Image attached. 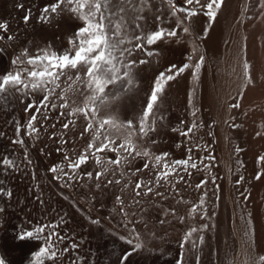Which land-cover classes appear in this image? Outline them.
Segmentation results:
<instances>
[{
  "label": "rangeland",
  "instance_id": "374dc122",
  "mask_svg": "<svg viewBox=\"0 0 264 264\" xmlns=\"http://www.w3.org/2000/svg\"><path fill=\"white\" fill-rule=\"evenodd\" d=\"M247 1L248 5L246 7L248 6V9L242 8L241 4L239 14L235 19V14L233 13L235 21L230 14L227 15L228 17L225 16V20H223L221 28L224 27V31L220 28L223 34L219 31L218 42L216 41V44L220 43L217 44L220 46V48L218 47L219 52L215 51L218 56L216 57L217 63L212 62L207 41L213 35L215 24H217L220 13L225 7L226 0H224V4L219 9L215 22L209 23L208 18L203 15L193 17L187 22L188 25L191 24L192 36L194 35L195 40L188 34H181L182 31L177 29V37L147 46L148 50L158 54L148 57L143 51H137L132 57H128V59H135L137 61L139 59H146L148 62L143 65L137 62L134 66L133 74L134 77L138 78L134 79V86L129 88V86L125 85V91L119 97V103L117 100L115 102L117 103L116 105H111V107L115 105V108H117V110L114 108L116 111L114 110L113 114L119 119L121 117V121H133L134 128L137 130L135 135L132 136V141L138 146L146 147L153 158L163 153H169L168 160L186 159L191 155L192 160L189 161V164L195 162L197 165L195 169L189 167L187 172L183 168L180 169V173L184 177L183 180L177 182L176 177L169 176L171 183L156 189V191L164 192L165 196L168 197L167 199H162L153 193L148 196L136 197V199L141 201L139 204L131 203L135 182L140 179L148 180L155 177V171L152 168L151 162L148 169L136 173L135 176L127 175L124 178H121L119 175L113 177L112 166H109L107 175L101 177V181L99 182L100 188L95 187L97 183L95 172L91 180L81 175L83 172L93 169L94 164L91 158L88 164L76 170L77 174L81 175L80 179H77L76 176H73L71 181H68L66 176L62 180L55 179L54 177L61 175V173L59 171L51 173L49 169L57 163L62 162L64 156V153H57L56 148L63 147L68 150L69 155L72 154V151H76L79 154L91 138V133H85L83 137L80 136L85 126L83 116L72 117L76 122L75 127L70 125L69 129H63L62 125L68 118L60 116L59 113L67 112V109L52 108L51 103L59 105L61 101L56 99L55 95L49 97V107L41 108L40 112L37 113L34 127L39 131L33 134L37 138H33V136L26 134L25 125L30 116L36 113V109L33 108L31 111L26 112L25 107L29 101L35 103L39 101V98L34 97L32 94L29 95L31 98H29L24 106L27 118L19 126L18 124L17 126L14 124L15 122H13L9 113L0 105V137L5 139L11 147L12 160L18 161L20 164L19 170L9 168L4 177L0 176L2 178L0 182H3L0 187L12 193L11 197L0 194V209H3L0 212V234L2 235L5 231L4 228H7L11 224L19 227L21 230H32L41 224L58 223L59 218L62 216L65 222L59 223L57 228L51 229V231L58 232L64 238L63 240H57L53 237L59 258L54 262L47 261L49 264H106L101 251L102 232L129 238V231L133 227L139 233V239L145 244V247L134 252L152 254V256L163 255L168 258L169 264H177L178 258H182L185 264H196L197 254L199 255V264H257L256 259L260 257L258 254L260 255L261 253L263 259L260 257L258 264H262V261L264 263V251H262L264 249L262 248L264 247V209L262 210L257 202L259 189L262 188L260 184L263 186L264 183V161L258 159L260 156H264V79L262 81L263 84L261 83L262 85L260 84L259 87L251 83L252 64L250 63L252 62L248 58L251 42L253 43V40L256 41L258 37L261 39L257 40L261 41V47L258 48L260 45L256 43V46L252 48V53L250 52L253 57H250L254 58L253 60L256 59L255 63L260 62L264 66V30H262L264 28V1ZM175 4L182 6L183 0H179ZM250 4H253L254 7L252 8ZM241 8L243 12L245 11V15L241 11ZM177 16L184 17V14L177 13ZM199 18L205 19L206 23L205 27L203 26L201 31L199 30L198 32L192 24L194 23L193 21ZM163 19L161 17V26L170 29L176 26V24L170 23V19L169 26H166L163 23ZM57 23L55 25L56 30L60 28V25ZM187 23L185 26H187ZM249 23L252 29L255 28L254 33L251 35L254 37L252 41V37L246 34H249L247 28ZM148 25L144 28L145 30L153 31L157 28L155 19ZM256 25L257 27H255ZM257 33L260 36H257ZM219 35H222L223 38L220 37L223 41L219 40ZM178 36L179 38L183 36L186 39L188 45L184 47L185 49L179 48L177 42L173 43V40H177ZM187 38L189 39L187 40ZM248 38L251 39L248 40ZM58 39L59 37H57ZM133 42L135 46V41ZM194 42L196 51L198 52V49H200L201 52H199L198 56V53L195 52L191 63H195L200 55L205 57L204 65L199 73V80H194L190 74V70H186L175 80L168 82L162 98L158 102V106L154 107L153 114L148 118V124L150 125L155 120V131L150 132L148 137H141L138 132V117L142 114V109L146 105V97L150 93L154 79L160 71L166 70L170 64L175 63L180 65L183 62H187V56L192 54L191 49L193 48L191 47H193L192 43ZM174 44L176 45L174 46ZM64 47L63 45L62 50H59L53 43L49 51L63 54L68 46ZM238 56L241 61H239ZM235 63L237 64L235 65ZM245 65L248 67L245 68ZM236 67L237 73L233 75L236 72ZM232 70L235 72H232ZM138 72L140 77L137 75ZM194 88L196 91L193 95L192 90ZM59 94L60 89H57L56 95ZM235 99L237 101L233 103ZM190 100L192 101L191 103ZM234 104H238L239 107H232ZM227 105L232 110H236L241 117V122L236 117L231 122L229 120V123H225L228 127L230 126L227 129L228 135H232L231 137L226 136L227 133L223 135L225 132L222 128L223 126H221L226 120L223 118H226L225 115H227L226 112L229 109ZM112 109H109V111H112ZM193 109H198L195 117L191 115ZM223 109L225 110L224 112H222ZM45 116L47 117L46 119ZM160 116H164V119L160 120ZM194 120L197 127L192 132H189L187 137L181 136L179 131H172L173 128L187 131ZM248 120L253 121L248 123ZM181 121L185 123L181 124ZM52 125H55V127H52ZM18 127L20 128L19 136L17 135ZM52 133H56L55 139H49ZM61 134L68 141L64 145L56 142L59 140ZM101 135L103 136V131ZM255 135H258L259 138L256 142V139L253 137ZM224 137L228 138L225 140ZM18 138H22L24 143H14ZM153 140L156 143H152ZM119 142L117 140V143ZM178 144L180 145L179 147L177 146ZM188 148L192 149L191 153L188 152ZM229 153L234 155L230 156ZM99 155L110 159L116 158V153L108 152L107 149L99 153ZM125 155L127 154L121 152L122 157ZM227 155L233 159H230ZM227 158L231 161H236H233L235 163L234 167L231 164L228 165L226 162ZM145 159L137 157L135 162L124 167L123 171L131 172L136 168H141ZM28 160L31 161L30 164ZM226 164L232 168H227ZM64 171L72 175L66 166L64 167ZM227 173L232 177H228ZM257 174H260L258 180L255 178ZM108 179H112L113 181L120 179L121 183L119 185L115 182L108 184ZM228 179H230L233 185ZM129 181L130 183H128ZM201 181H207V183L200 189H196L195 185ZM125 183H128V187L121 192L120 189ZM161 183L163 184V181ZM172 183H175V190L172 189ZM229 183H231V186ZM257 187L260 188L256 190ZM141 190L143 191V189ZM205 192L207 193V196L204 197L205 202L202 206H199L200 197ZM117 195L121 196V199L124 201L123 205L116 203ZM232 198L234 199L233 201ZM194 206H196V212L191 211ZM121 208H123V212ZM204 209L207 210L210 219L207 217L201 219ZM238 209L242 216L238 212ZM172 210H174V213ZM125 212L128 213L127 216L124 215ZM133 212L135 215L132 214ZM165 212H167V215L164 214ZM243 212L244 214H242ZM180 217H184L183 223L180 221ZM90 218L91 220H98L99 223H91ZM161 220L164 223H160ZM125 224L128 225L127 229L124 226ZM204 224H208L209 228L202 229L201 226ZM192 226L201 228L192 237V239L197 240V248L195 250L191 249L190 244H186L184 248H180L179 245L183 235ZM235 227L239 230H235ZM49 231L50 229H45L44 235H47ZM1 235L0 238H2ZM200 235L204 237L202 244L198 241V236ZM40 242L42 245V241ZM73 243L77 244L78 247L73 249L71 247ZM242 243L243 247L241 248ZM129 247L132 250L133 246L129 245ZM64 249L68 250L63 251ZM259 250H261L260 253L258 252ZM136 253L132 254L135 255ZM181 254H183L182 257ZM0 257L6 260V264H10L9 259L1 251V248Z\"/></svg>",
  "mask_w": 264,
  "mask_h": 264
},
{
  "label": "snow or ice",
  "instance_id": "6c2138e0",
  "mask_svg": "<svg viewBox=\"0 0 264 264\" xmlns=\"http://www.w3.org/2000/svg\"><path fill=\"white\" fill-rule=\"evenodd\" d=\"M223 4L224 0H203V2L202 0H183V5L177 6L172 0H169L171 9L169 15L170 17H176V26L171 29L161 26V16L157 15L155 17L157 28L153 31L145 30L141 23L146 19L143 12L148 7L149 0H54L51 5L43 9L45 16L41 17L42 21L51 19L58 14L59 10L61 13L67 11V13L74 15L75 18L82 21V25L73 32L69 41L70 48L66 49L63 54L43 51L42 54L31 57L22 54L11 61V64L16 67L7 73H0V97L8 93L17 92L24 95L29 93H38L40 95L39 101L35 103L29 101L25 107L26 112L31 111L33 108L36 109V113L30 116L25 125L26 134L33 136V138H37L33 134L39 131L34 127L37 113L40 112L41 108L49 107V97L55 95L56 99L61 101L59 105L51 103L52 108L67 109V112L59 113L60 116L68 118L62 125L63 129H69L70 125L75 127L76 122L72 117L83 116L85 126L80 136L83 137L85 133H91V138L79 154L76 151H72V154L69 155L68 150L63 147L56 148V152L64 153V156L62 162L49 169L51 173H57L58 171L61 173V175L54 177L55 179L62 180L66 176L68 181H71L73 176L80 179L82 175L91 180L95 172V180L97 181L95 187L100 188L101 177L107 175L109 166H112L113 177L119 175L124 178L127 175L135 176L136 173L148 169L151 162L155 177L154 179H140L135 182L131 203L139 204L141 201L136 199V197L148 196L153 193L162 199L168 198L164 192L156 191V189L171 183L169 176L176 177L177 182L183 180L184 177L180 173L181 168L187 172L189 167L193 169L197 167L195 162L189 164L192 156L189 155L186 159L168 160L169 153H163L153 158L146 147L138 146L132 141V136L135 135L137 130L134 128L133 121H121L113 114L114 109L112 111H109V109L124 93L125 85L129 86V88L134 86L135 77L133 72L137 62L141 65L148 62L146 59L137 61L135 59H127L128 57H132L137 51H143L148 57L158 54L148 50L147 46L177 37V29L191 36V25H184L193 17L199 15L207 17L209 23L215 22L217 13ZM49 13L52 15L49 16ZM177 13H183L184 18L181 19L177 16ZM29 18L28 15H25V22ZM130 26L133 28L134 33L131 38H129L128 31ZM6 30L7 25L0 23V31ZM205 30L207 31V29ZM180 39L179 37L177 38V43L180 42ZM133 41H135L134 47H124L126 43L131 45ZM195 52L196 48L193 47L192 54L187 56V62H183L180 65L170 64L166 70L160 71L154 79L150 93L146 97V105L142 109V114L138 117V132L141 137H148L150 132L155 131V120L150 125L148 124V118L153 114L154 107L158 106L168 82L175 80L186 70H190L194 80H199V73L204 65L205 57L200 55L195 63H191ZM247 67L245 65V68ZM110 86L112 87L110 88ZM57 89H60L59 95H56ZM192 91L194 95L196 89L194 88ZM232 107H239V105L234 104ZM102 111L103 115L98 117V113ZM197 111L198 109H193L191 115L195 117ZM159 119L163 120L164 116H160ZM183 123L185 122L181 121V124ZM52 127H55V125H52ZM196 127L197 124L194 120L187 131H182L179 128H173L172 131H179L181 136L187 137L188 133L192 132ZM102 131L103 136L101 135ZM19 132L20 128L18 127V136ZM55 138L56 133H52L49 137V139ZM117 140L120 142L117 143ZM56 142L64 145L68 141L61 134ZM14 143L23 144L24 140L18 138ZM152 143H156V141L153 140ZM177 146L179 147L180 145L178 144ZM105 149L108 152H115L116 158L110 159L99 155ZM191 151L192 149L188 148V152L191 153ZM121 152L127 155L122 157ZM137 157L146 158L142 167L136 168L131 172L123 171V168L134 163ZM90 158L93 160V169L78 175L76 170L88 164ZM258 159L264 161V156H260ZM28 163L30 164L31 161L28 160ZM65 166L72 175L64 171ZM19 167L18 161L8 157L0 158V169L19 170ZM255 178L258 180L260 174H257ZM161 181H163V184ZM113 182L118 185L121 183L120 179L115 181L112 179L107 180L108 184ZM2 183L0 182V184ZM128 183L121 187V192L128 187ZM206 183L207 181H201L195 185V188L200 189ZM172 189L175 190V183H172ZM0 194L8 197L12 196L11 191H5L3 187H0ZM205 196H207L206 192L200 197L199 206L204 204ZM37 198L39 199V197ZM116 203L124 204L121 196H116ZM2 211L3 209H0V212ZM121 211L123 212V208H121ZM172 211L174 213V210ZM191 211L196 212V206ZM132 214L135 215L134 212ZM164 214L167 215V212ZM124 215L127 216L128 213L125 212ZM205 217L210 219L206 209L203 210L201 219ZM180 221L183 223L184 217H180ZM64 222V218L61 216L58 223L41 224L32 230L22 229L17 234V238L21 241L31 239L40 240L43 243V246H40L33 253L30 264H46V261L54 262L58 260V252L56 244L53 242V237L57 240H63L64 238L58 232L51 231V229L57 228L59 223ZM90 222L93 224L99 223L98 220H91V218ZM160 223H164V221L161 220ZM124 226L126 229L128 228L127 224ZM201 228L208 229L209 225L204 224ZM201 228L190 227L182 237L180 248L190 244L191 249L195 250L197 248V240L192 239V237ZM45 229H50L47 235H44ZM118 238L133 246L131 251L121 255L120 264H125V261L128 260L134 251L145 247L134 227L129 231V238L125 236H119ZM198 241L202 244L204 237L202 235L198 236ZM71 247L75 249L78 245L73 243ZM67 250L64 249L63 251ZM60 254L62 255V253ZM182 256L183 254H181ZM0 264H6V260L2 257H0ZM177 264H185V261L182 258H178ZM196 264H199L198 254L196 255Z\"/></svg>",
  "mask_w": 264,
  "mask_h": 264
},
{
  "label": "bare ground",
  "instance_id": "6f19581e",
  "mask_svg": "<svg viewBox=\"0 0 264 264\" xmlns=\"http://www.w3.org/2000/svg\"><path fill=\"white\" fill-rule=\"evenodd\" d=\"M177 1L179 0H172L173 3H177ZM255 1V0H253ZM258 1V0H257ZM256 1V3H257ZM264 1V0H262ZM262 1H259V2H262ZM54 2V0H0V23H3V24H6L7 25V30L6 31H0V73H7L8 71H11L12 69H14L16 66L11 64V61L15 60L17 58V56H21L22 54H25V55H28L29 57L31 56H35V55H38V54H42L43 51H49V49L52 47V44L54 43L56 45V48L59 49V50H62V47L63 45L65 46L64 48H66L68 46V48H70V44H69V41L70 39L72 38V34L73 32L82 25V21H80L79 19L75 18L74 15L72 14H69L67 13V11L61 13L59 10H58V14H56L54 17H52L51 19H46L44 21L41 20V17L42 16H45V13L43 12V9L46 7V6H49L51 5L52 3ZM181 2V1H180ZM241 2V3H240ZM248 1L247 0H226V4H225V7L224 9L222 10V12L220 13V16H219V19H218V22L217 24H215V27H214V31H213V35L211 37V39H209V41H207L208 43V46H209V50H210V57L212 59V62H216V57H218L216 55V52H219V48L220 46H218L217 44H220V43H217L216 44V41L218 42V34H219V31H220V28L221 26L223 25V20H225V16L228 17L227 15L230 14V16L234 17V19L238 16L239 14V11H240V7H241V4H242V8L246 7V5H248L247 3ZM263 3V2H262ZM261 3V4H262ZM254 4V3H253ZM253 4H250L251 7L253 8L254 5ZM253 5V6H252ZM170 5H169V0H149V5L148 7L145 8V11L143 12V15L146 17V19L144 21H142V26L143 28H146L147 26H149L148 24L151 23V21L153 19H155V17L157 15H160L162 18H164V22L166 24V26H169V21L170 23H174L176 24V17H170L169 15V11H170ZM257 8V6H255ZM241 8V11L243 12ZM248 9V8H247ZM246 10V9H245ZM245 12V11H244ZM243 12V13H244ZM251 12V11H250ZM233 13L235 14L233 16ZM247 13V12H246ZM25 15H28L30 18L27 22H25L24 20V17ZM49 16H51L52 14H48ZM180 15V14H179ZM245 15V13H244ZM229 16V17H230ZM240 16V15H239ZM243 16V15H242ZM261 16V15H260ZM170 17V18H169ZM181 19H183L184 17L182 16H179ZM254 17V16H253ZM252 17V18H253ZM202 18V16H201ZM246 18H247V15H246ZM251 18V17H250ZM170 19V20H169ZM228 19V18H227ZM233 19V20H234ZM258 19V18H257ZM249 20V19H248ZM251 20V19H250ZM259 20H260V17H259ZM156 21V20H155ZM231 21V20H229ZM235 21V20H234ZM59 22V23H57ZM194 23L192 24L194 29L197 30L199 32V30L201 31V28L205 25L206 21L205 19H197L196 21H193ZM233 22V21H231ZM59 24L60 25V28L58 30L55 29V25ZM192 23V22H191ZM228 23V21H227ZM243 23V22H242ZM256 23V22H255ZM259 23V22H258ZM156 24V23H155ZM225 24V23H224ZM232 24V23H231ZM58 25V26H59ZM191 25V24H190ZM250 23L247 25V28H248V33H246L248 36H251L252 33H254V29H252L251 26H249ZM259 25V24H258ZM264 25V24H263ZM157 26V25H156ZM185 26V25H184ZM187 26H188V23H187ZM234 26V25H233ZM192 27V28H193ZM205 27V26H204ZM254 27V25H253ZM257 27V25L255 26ZM258 27H261V26H258ZM57 28V27H56ZM224 28V27H223ZM221 28V29H223ZM193 29V30H194ZM229 29V27H228ZM259 29V28H258ZM261 29V28H260ZM192 31V29H190ZM203 30V29H202ZM231 30V29H230ZM264 30V28L262 29ZM129 38H131V35H133V28L130 26L129 29ZM195 31V32H197ZM224 31V29H223ZM222 31V32H223ZM197 32V33H198ZM229 32V31H228ZM221 33V31H220ZM181 34H184L181 32ZM196 34V33H195ZM223 34V33H221ZM231 34V32H230ZM198 35V34H197ZM255 35V34H254ZM181 36V35H180ZM184 36V35H183ZM180 37V42L178 43L179 44V48H182V49H185L184 47L188 45L186 39L184 37ZM194 36V35H193ZM191 35V37H193ZM196 36V35H195ZM222 37V35H219V37ZM230 36V35H229ZM247 36V37H248ZM257 36H260L258 35L257 33ZM57 37H59V41L57 40ZM179 37V36H178ZM186 37V36H185ZM190 37V38H191ZM219 38V40L223 41L222 38ZM252 37V36H251ZM256 37V36H255ZM225 38V37H224ZM254 37L251 38H248L251 39V41L253 40ZM189 38H187L188 40ZM192 39V38H191ZM194 39V37H193ZM192 39V40H193ZM199 39V38H198ZM259 38L257 37V40ZM195 40V39H194ZM256 40V41H257ZM261 40V39H259ZM58 41V42H57ZM174 41V42H173ZM172 42L173 43H176L177 40H173ZM254 41L253 40V43L251 42V48H249V51H248V58L250 59L249 61L252 62L250 64H252V78H251V83H253L256 87H259L260 84L262 83L263 84V79H264V66L262 63L258 62V63H255L256 62V59L253 60L254 58H252L253 56L251 55L252 53V48H254V46H256V43H259V45L261 44V41ZM193 42V41H192ZM197 42V41H196ZM220 42V41H219ZM226 42H227V39H226ZM255 42V43H254ZM246 43V42H245ZM250 43V41H249ZM162 44V43H160ZM216 44V45H215ZM253 44V45H252ZM62 47H61V46ZM159 45V44H158ZM176 44H174L175 46ZM195 45V42L192 43V46ZM250 45V44H249ZM163 46V45H162ZM207 46V47H208ZM215 46H217L215 48ZM61 47V48H60ZM124 47H134V42L129 45V44H125ZM158 47V46H157ZM191 47V48H193ZM219 47V48H218ZM258 47V46H257ZM261 45L258 47L260 48ZM67 48V49H68ZM175 48V47H174ZM189 48V47H188ZM190 48V49H191ZM244 48V47H243ZM163 49V48H162ZM222 49V48H221ZM220 49V50H221ZM251 49V50H250ZM65 50V49H64ZM157 50V49H156ZM192 50V49H191ZM197 50V49H196ZM199 51L197 52V56L199 55V52L200 49H198ZM224 50V49H223ZM226 50V49H225ZM162 51V50H161ZM242 51H245V50H242ZM261 51V50H260ZM259 51V52H260ZM62 52V51H61ZM60 52V53H61ZM140 52V51H139ZM191 52V51H190ZM251 52V53H250ZM203 53V51H202ZM225 53V52H224ZM140 54V53H139ZM245 54V52H244ZM219 55V54H218ZM223 55V54H222ZM241 56V55H239ZM238 56V57H239ZM252 56V57H250ZM256 56H257V53H256ZM160 57V56H159ZM247 57V56H245ZM243 57V58H245ZM258 57H259V54H258ZM164 58V57H163ZM223 58V56H222ZM242 58V57H241ZM128 59V58H127ZM238 59V58H237ZM211 61V60H210ZM219 61V60H218ZM239 61H241L240 57H239ZM259 61V60H257ZM223 62V61H222ZM217 63V62H216ZM260 63V64H259ZM264 63V62H263ZM237 63H235L236 65ZM239 64V62H238ZM259 64V65H258ZM214 65V64H213ZM251 66V65H250ZM232 67V66H230ZM263 67V68H262ZM214 69H216L214 67ZM232 69V68H230ZM242 69V68H241ZM208 70V69H207ZM238 70H239V67H238ZM231 72V70H229ZM232 72H235L232 70ZM216 73H218V71H216ZM237 73V67H236V72L233 73L236 74ZM242 73V72H241ZM154 74V72H153ZM206 74V73H205ZM137 75L140 77L139 75V72L137 73ZM232 75V76H233ZM206 76V75H205ZM205 76H204V79H205ZM203 77V76H202ZM217 77V76H216ZM138 77H135V79H137ZM182 79V78H181ZM249 80V79H248ZM181 81V80H179ZM205 82V80H204ZM214 82V81H213ZM215 83V82H214ZM250 83V82H249ZM182 84V83H181ZM192 84V83H191ZM190 84V85H191ZM201 84V83H200ZM206 84V83H205ZM204 84V85H205ZM211 84V83H210ZM261 84V85H262ZM248 85V84H247ZM264 85V84H263ZM127 86V85H126ZM125 86V87H126ZM203 86V85H202ZM112 86H110L111 88ZM183 88V87H182ZM181 88V89H182ZM262 88V87H261ZM215 89V88H214ZM32 94V93H29L27 95H24L22 93H8L7 95L3 96V97H0V105L2 107H4L6 109V111L9 113V115L11 116V118L13 119V122H15L14 124L17 126L24 123L26 121V118H27V115L25 114V111H24V106L26 104V102L29 100V95ZM34 95V97H37L40 99V95L38 93L36 94H32ZM234 96V95H233ZM36 98V99H37ZM219 100V99H218ZM225 100V99H224ZM217 101V99H216ZM223 101V100H222ZM236 99L234 100L233 103H236ZM119 103V99L117 101ZM220 102V100H219ZM226 102H227V99H226ZM225 103V102H223ZM115 105L117 103H114ZM123 104V103H122ZM227 104V103H226ZM113 105V104H112ZM115 105L114 107H110L111 108H115ZM220 105V103H219ZM120 106V105H118ZM223 106V105H222ZM133 107V106H132ZM131 107V108H132ZM226 107V106H225ZM228 107V105H227ZM120 108V107H119ZM130 108V109H131ZM136 108V107H135ZM229 108V107H228ZM117 110V108H115ZM114 109V110H115ZM212 109V108H211ZM216 109V108H214ZM115 110V111H116ZM137 110V109H136ZM204 110V109H203ZM228 111L226 112L227 115L226 118H223V119H226L224 121V124L221 125L223 126V130L226 134V136L228 135V129L229 128L225 123L228 122L230 120H234L236 119V117L238 118V120L241 122V117L239 116V113L236 111V110H232L231 108L227 109ZM264 110V109H263ZM132 111V110H131ZM205 111V110H204ZM216 111V110H215ZM220 111V109H219ZM225 110L223 109L222 112H224ZM119 112V111H118ZM130 112V111H129ZM209 112V111H208ZM214 112V111H213ZM263 112V111H261ZM116 113V112H115ZM100 114H103V111L101 113H98V115ZM131 114V113H130ZM209 114V113H208ZM213 114V113H212ZM224 114V113H223ZM122 115V114H120ZM119 115V116H120ZM216 115V114H215ZM9 116V117H10ZM219 116V115H218ZM206 117V116H205ZM210 117V116H209ZM216 117V116H215ZM223 117V116H221ZM10 118V119H11ZM124 119V117H122ZM207 118V117H206ZM213 118V117H211ZM210 118V119H211ZM220 118V117H219ZM121 119V117H120ZM217 119V118H216ZM221 119V118H220ZM206 120V119H205ZM219 121H222V120H219ZM238 121V122H239ZM249 121V120H248ZM251 121L253 120H250L248 123H250ZM12 122V121H11ZM223 123V122H221ZM229 123V122H228ZM218 130V129H217ZM221 133V132H220ZM257 133V132H256ZM255 133V134H256ZM74 134V133H72ZM230 134V133H229ZM259 134V133H258ZM73 136V135H72ZM229 137H231L230 135H228ZM249 136V134H248ZM74 137V136H73ZM255 142L259 139L258 138V135H255L253 136ZM225 138V137H224ZM228 138V137H226ZM225 138V140H226ZM223 139V138H222ZM80 143V142H79ZM222 143V142H221ZM263 143V142H262ZM223 144V143H222ZM230 154V153H229ZM12 151H11V147L7 144V142L5 141V139H3L2 137H0V158H3V157H9L11 158L12 156ZM221 155V154H220ZM234 154H230V156H233ZM229 156V155H227ZM229 156V157H230ZM228 157V158H229ZM13 158V157H12ZM11 158V159H12ZM224 158V157H223ZM227 158V159H228ZM232 157H230L231 159ZM235 158V157H234ZM233 159V158H232ZM223 160V159H222ZM229 160V159H228ZM226 161L228 163V165L231 164L232 167H234V164L233 161L234 160H229V161ZM236 160V158H235ZM233 165H232V163ZM236 162V161H234ZM223 163H225L223 161ZM227 165V164H226ZM228 165L226 166L227 168H230L228 167ZM264 166V165H263ZM231 167V168H232ZM225 168V166H224ZM230 168V169H231ZM237 169V168H236ZM6 172L7 170H4V169H0V176L1 177H4L6 175ZM229 174L231 175L230 171H229ZM227 176L228 177H232V176H229L228 173H227ZM2 179V178H0ZM229 182L230 179H228ZM263 180V179H262ZM227 182V181H226ZM263 182V181H262ZM232 183V182H231ZM231 183H229V185L231 186ZM1 185V184H0ZM233 185V183H232ZM260 187H257L256 190H258L259 188V194H258V198H257V202L258 204L261 206V209L263 210L264 209V183H263V186L260 184ZM228 188V187H227ZM231 188V187H230ZM229 188V189H230ZM236 188V187H235ZM228 193V192H227ZM230 193V191H229ZM231 194V193H230ZM231 197V195H230ZM231 200V198H230ZM234 199L232 198V201ZM238 200V199H237ZM256 200V199H255ZM236 202V201H234ZM238 202V201H237ZM232 203V202H231ZM233 205V203H232ZM231 205V206H232ZM237 205V204H236ZM258 205V207H259ZM234 208V207H233ZM260 208V207H259ZM235 209V208H234ZM237 210V208H236ZM258 210V209H256ZM224 211V210H223ZM234 211V210H233ZM252 211V210H251ZM264 211V210H263ZM228 212V211H227ZM238 212L240 213L241 215V212L239 211L238 209ZM258 212V211H257ZM236 213V212H235ZM244 214V212L242 213ZM263 214V213H262ZM239 215V216H240ZM238 216V217H239ZM242 216V215H241ZM227 217V216H226ZM240 218V217H239ZM244 218V217H243ZM259 218V217H258ZM247 220V219H246ZM254 221V220H252ZM248 223V221H247ZM263 223V221H262ZM237 224V223H235ZM239 226V225H238ZM241 226V225H240ZM234 227V226H233ZM243 227V226H241ZM246 227V226H245ZM252 227V226H250ZM5 231L3 232V234L1 235L2 238H0V248H1V251L4 253V255L9 259V263L10 264H30V261L32 260V257H33V253L35 251L38 250V248L40 246H42L40 243V240H31V239H27V240H19L17 238V234L21 232V229L15 225H10L8 226L7 228H4ZM238 229V228H237ZM236 227H235V230H237ZM239 230V229H238ZM237 230V231H238ZM245 230V229H244ZM248 230V228H247ZM106 231V230H105ZM236 231V232H237ZM262 231V230H261ZM103 233V240L101 241L102 245H101V251H102V257H104L105 261H106V264H120V257L122 254L128 252V251H131L129 245H127L126 243H124V241H121L118 236H114V235H109L105 232H102ZM247 233V232H246ZM239 237V236H238ZM252 237V236H251ZM245 238V237H244ZM102 239V238H101ZM242 239V238H241ZM253 239H255L253 237ZM239 240V239H238ZM251 241V240H250ZM255 242V241H254ZM251 245V244H250ZM256 245V244H255ZM254 245V246H255ZM241 248L243 247V243L241 244L240 246ZM250 247V246H249ZM254 248V247H253ZM264 248V247H262ZM244 250V249H243ZM240 251V250H239ZM251 248H250V252H251ZM254 251V250H253ZM262 251H264V249H262ZM259 253L261 252V250L258 251ZM133 253H136V252H133ZM253 253V252H252ZM250 253V254H252ZM162 254V253H160ZM255 254V252H254ZM258 254V253H257ZM253 255V254H252ZM254 256V255H253ZM252 256L253 260H254V257ZM258 256H262V253ZM5 257V258H6ZM257 257V256H256ZM259 257V258H260ZM263 257V256H262ZM261 257V258H262ZM170 258V257H169ZM237 258V257H236ZM258 258V257H257ZM258 258V259H259ZM258 259H256L258 261ZM263 259V258H262ZM260 259V260H262ZM171 260V259H170ZM104 261V262H105ZM255 263V262H254ZM257 263V264H258ZM262 264L263 261L261 262ZM46 264H49L47 263L46 261ZM125 264H169V260L168 258L164 257L163 255L162 256H155L152 254H147V253H136L135 255H131L129 256L128 260L125 261ZM172 264V263H171ZM256 264V263H255Z\"/></svg>",
  "mask_w": 264,
  "mask_h": 264
}]
</instances>
